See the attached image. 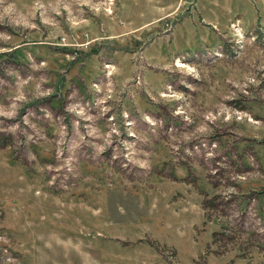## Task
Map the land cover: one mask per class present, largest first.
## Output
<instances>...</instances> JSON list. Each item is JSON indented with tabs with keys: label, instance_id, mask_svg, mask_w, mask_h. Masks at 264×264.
<instances>
[{
	"label": "rangeland",
	"instance_id": "rangeland-1",
	"mask_svg": "<svg viewBox=\"0 0 264 264\" xmlns=\"http://www.w3.org/2000/svg\"><path fill=\"white\" fill-rule=\"evenodd\" d=\"M135 2L0 0V264H264V0Z\"/></svg>",
	"mask_w": 264,
	"mask_h": 264
},
{
	"label": "crops",
	"instance_id": "crops-1",
	"mask_svg": "<svg viewBox=\"0 0 264 264\" xmlns=\"http://www.w3.org/2000/svg\"><path fill=\"white\" fill-rule=\"evenodd\" d=\"M130 1H134V2L136 1L137 3L135 2V4L137 5V8L134 9L133 13L129 10L128 11L127 10L121 11L118 19H123L125 21V23H127V24L130 22H136L137 24H141V0H130ZM130 15H132V16H130ZM117 22L112 19L113 24L114 23L117 24ZM107 23H108V26H111V23H109V21H107ZM123 30H125V29L124 28L122 29V26H116L113 29V33L114 32L115 33L121 32Z\"/></svg>",
	"mask_w": 264,
	"mask_h": 264
},
{
	"label": "trees",
	"instance_id": "trees-1",
	"mask_svg": "<svg viewBox=\"0 0 264 264\" xmlns=\"http://www.w3.org/2000/svg\"><path fill=\"white\" fill-rule=\"evenodd\" d=\"M149 123H150V124H153V123H152V122H150V121H149ZM131 124H132L131 122L127 123V125H131Z\"/></svg>",
	"mask_w": 264,
	"mask_h": 264
}]
</instances>
